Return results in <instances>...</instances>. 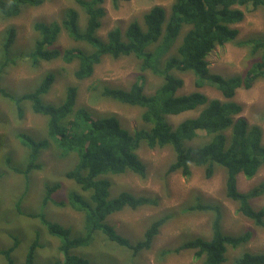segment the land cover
I'll return each mask as SVG.
<instances>
[{"label": "trees", "instance_id": "1", "mask_svg": "<svg viewBox=\"0 0 264 264\" xmlns=\"http://www.w3.org/2000/svg\"><path fill=\"white\" fill-rule=\"evenodd\" d=\"M103 0H76L85 12V25L81 30L78 24V12L73 8L64 11L60 21H36L34 30L38 33L33 48L29 53L31 64L37 66L40 61L60 58L64 63L77 61L73 76L77 80L89 77L94 66L104 55L119 57L133 55L140 61V68H149L161 77V82L154 92L144 91L145 80L142 74L127 87L104 85L102 96L124 104L142 108L141 118L149 127L130 131L122 127L114 115L93 116L84 106L75 107L78 90L75 85L65 88V97L59 104L43 102L40 95L47 93L54 83V72H46L39 85L31 92L14 95L0 87V93L13 101L17 116L23 117L22 100H29L35 113L46 116V137L35 140L29 133H20L21 143L28 149L24 167L12 166L11 169L24 177L29 172L41 168L37 155L48 147L52 137L61 156L74 157L73 166L64 176L74 181L80 191L70 189L66 203L83 214L84 233L70 236L67 229L57 222L45 218L43 213H27V216L39 218L47 231L60 239L59 249L63 259H56L50 264H93L88 258L72 252L77 247H86L96 232L104 234L107 240H115L126 245L133 255L150 247L153 237L158 233L168 215L154 219L144 230L143 238L134 244L113 231L106 222V217L121 208L132 209L144 205H154L152 197L134 196L121 192L109 198V174L131 170L145 174L144 165L136 150L141 141L150 147L171 146L173 160L168 164L166 173L180 171L190 174V166L204 167L206 177H210L216 166L225 169V192L227 198L237 203V210L250 218L256 225L264 226V208L255 209L250 203L254 197L264 194V178L247 191L238 188V177H252L260 166L264 165V145L262 130L258 124L250 123L239 115L241 107L233 99L235 90L240 86L248 88L258 77H264V36L239 41L248 45L251 52L260 51V58L253 60L240 75L224 77L209 73L207 55L216 46L237 38L238 28L235 23L244 16L242 8H261L264 0H173L171 13L166 19L165 9L158 4L152 5L143 16V25L133 19L122 31L119 27L108 30L105 39L96 35L105 15ZM116 2L117 0H112ZM43 0H0V12L4 16L16 15L24 5H39ZM189 25L174 55L164 58L169 47L174 43L181 26ZM64 29L74 41L84 42L66 47L55 48L54 43L60 31ZM15 38L14 27L7 29L2 48L7 54ZM13 61L14 59L11 58ZM4 63L0 64V75ZM173 70L191 72L196 87L210 82L220 92V98H208L201 90L178 93L183 79ZM64 95V93H63ZM194 114L181 117L176 124L169 121L170 116ZM202 132L207 139L195 145H187ZM10 163L9 159H6ZM58 183L46 184L42 204H45ZM84 192V193H83ZM20 201V200H19ZM62 202H59V204ZM19 208V204L16 203ZM187 210L212 211L211 235L209 238L196 236L184 241L174 251L193 249L194 256L201 259L200 264H221L227 246L236 247L249 239L250 232L230 235L221 227V212L217 205L196 202ZM13 245L0 253L5 255L6 264H14L11 250L20 239L14 236ZM34 239L28 248L23 264H32L35 248ZM233 264H264V253L243 251Z\"/></svg>", "mask_w": 264, "mask_h": 264}, {"label": "rangeland", "instance_id": "2", "mask_svg": "<svg viewBox=\"0 0 264 264\" xmlns=\"http://www.w3.org/2000/svg\"><path fill=\"white\" fill-rule=\"evenodd\" d=\"M172 3L173 0H103L105 15L101 18L96 35L105 39L109 29L119 27L123 31L133 19L143 25L144 14L155 4L165 9L167 19ZM68 8L78 12V24L82 30L85 25V12L76 0H43L39 5L22 6L13 16H4L0 12V64L4 63L0 87L8 93L22 95L33 91L43 79L42 76L51 71L54 72L55 81L47 93L40 95L43 102L59 104L65 97L66 86L75 85L78 90L76 108L84 106L95 117L114 115L120 125L130 131L149 127L141 118V107L121 103L100 93L104 85L127 88L139 74H142L145 80V93L154 92L161 82V77L149 68L141 69L139 59L133 55H104L94 66L92 74L81 80L73 76L77 61L64 63L57 58L40 61L37 66L31 64L29 53L38 38L33 23L60 21ZM242 9L243 18L234 24L238 28L237 38L214 47L208 53L206 59L209 73L224 77L240 75L253 60L260 58L259 50L253 53L248 45L239 41L264 36V11L248 6ZM9 27H14L15 38L6 54L2 44ZM188 28L189 25L182 24L164 58L175 54L176 47ZM74 45L83 47L84 42L74 41L64 29L60 31L54 43V47L60 50ZM173 71L183 79L178 93L198 89L208 98L221 97L219 90L210 82L196 87L195 77L191 72ZM235 91L233 99L240 104L239 115L261 127L264 145V77L256 78L248 88L240 86ZM21 105L24 111L22 118L17 116L13 101L0 93V250L11 247L13 238L17 235L20 241L11 250L10 256L14 264H23L30 243L36 239L38 244L32 264H50L56 259H63L59 249L60 239L50 234L39 218L26 214L43 213L48 220L70 229L71 237L83 234V214L66 203L69 190L72 188L80 191V188L64 176L65 171L73 166L74 157L59 155L60 151L54 145L52 137L48 139V147L37 155L36 161L42 164L41 168L30 171L27 177L11 169L12 166L22 168L27 161L28 149L22 145L20 133L27 132L35 140L46 137V116L35 113L29 100H22ZM195 111L170 116L169 121L176 124L181 117L194 114ZM206 139L207 137L199 132L197 138L187 141L186 144L195 145ZM136 153L144 165L145 174L140 175L131 170L109 174L108 197L128 192L134 196L155 198L157 203L135 209L125 206L109 214L105 220L116 235L134 244L143 238L144 230L154 219L168 215L153 237L150 247L133 255L126 245L115 240L109 241L104 234L96 232L88 246L74 248L72 252L80 254L81 257L85 256L93 264H200L201 259L194 256L193 249H172L196 236L210 237L214 213L209 210H187L189 205L202 202L219 207L221 227L226 234L250 232L246 242L236 247L227 246L221 264H233L243 251L264 253V226L253 223L237 210L235 201L227 198L223 167L216 166L210 177L205 176L203 166L194 164L190 166L191 172L187 176L182 175L180 171L167 174L166 168L173 160L171 146L150 147L141 141ZM6 159H9L10 163H7ZM263 178L264 165L250 178L241 174L238 177V188L243 192L247 191ZM54 183H58L59 187L52 192L48 201L42 204L45 185ZM250 203L255 209L264 208V194L252 198ZM0 264H6L5 255L2 253Z\"/></svg>", "mask_w": 264, "mask_h": 264}]
</instances>
